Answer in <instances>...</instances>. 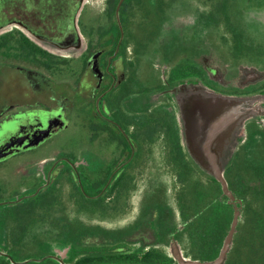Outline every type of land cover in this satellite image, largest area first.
<instances>
[{
  "label": "flooded vegetation",
  "instance_id": "flooded-vegetation-1",
  "mask_svg": "<svg viewBox=\"0 0 264 264\" xmlns=\"http://www.w3.org/2000/svg\"><path fill=\"white\" fill-rule=\"evenodd\" d=\"M0 12V264H264V134L243 128L210 179L186 158L172 98H152L186 78L263 90L264 0Z\"/></svg>",
  "mask_w": 264,
  "mask_h": 264
},
{
  "label": "water",
  "instance_id": "water-1",
  "mask_svg": "<svg viewBox=\"0 0 264 264\" xmlns=\"http://www.w3.org/2000/svg\"><path fill=\"white\" fill-rule=\"evenodd\" d=\"M166 96L172 98L186 158L207 178L221 181L235 158L243 128L254 125L264 133V89L241 96L225 95L198 79L186 78L152 98L161 101ZM174 259V264H198L179 256Z\"/></svg>",
  "mask_w": 264,
  "mask_h": 264
},
{
  "label": "rangeland",
  "instance_id": "rangeland-1",
  "mask_svg": "<svg viewBox=\"0 0 264 264\" xmlns=\"http://www.w3.org/2000/svg\"><path fill=\"white\" fill-rule=\"evenodd\" d=\"M18 1H24V0H0V8L5 5H10ZM72 3V0H68V6ZM69 16V15H68ZM7 18L6 14L0 12V22L5 21ZM259 28V27H257ZM251 126V125H249ZM254 126V125H253ZM264 134V133H263Z\"/></svg>",
  "mask_w": 264,
  "mask_h": 264
},
{
  "label": "bare ground",
  "instance_id": "bare-ground-1",
  "mask_svg": "<svg viewBox=\"0 0 264 264\" xmlns=\"http://www.w3.org/2000/svg\"><path fill=\"white\" fill-rule=\"evenodd\" d=\"M45 44V43H44ZM48 44V43H47ZM46 47V46H45ZM49 48V47H48ZM50 48H52V47H50Z\"/></svg>",
  "mask_w": 264,
  "mask_h": 264
}]
</instances>
